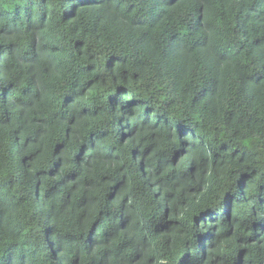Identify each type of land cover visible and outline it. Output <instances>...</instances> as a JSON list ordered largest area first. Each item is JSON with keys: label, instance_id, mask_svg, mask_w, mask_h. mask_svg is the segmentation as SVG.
I'll return each mask as SVG.
<instances>
[{"label": "trees", "instance_id": "trees-1", "mask_svg": "<svg viewBox=\"0 0 264 264\" xmlns=\"http://www.w3.org/2000/svg\"><path fill=\"white\" fill-rule=\"evenodd\" d=\"M0 264H264V0H0Z\"/></svg>", "mask_w": 264, "mask_h": 264}]
</instances>
